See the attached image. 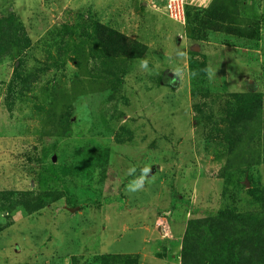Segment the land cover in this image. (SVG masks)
Instances as JSON below:
<instances>
[{"label":"rangeland","instance_id":"1","mask_svg":"<svg viewBox=\"0 0 264 264\" xmlns=\"http://www.w3.org/2000/svg\"><path fill=\"white\" fill-rule=\"evenodd\" d=\"M210 1H186L188 15L199 19L200 5ZM242 1L240 23L259 28L258 41L194 39L188 21L178 23L145 0H0V17H16L14 25L31 39L22 50L24 68L40 66L30 86L15 88L19 57L0 62V191L44 186L60 196L34 213L0 205V225L10 224L0 232V264H73L74 257L88 264L100 253L182 264L191 220L221 209L264 213L248 192L264 195V116L233 154L217 155L206 138L208 125L224 119H209L211 100L236 92L264 96V0ZM89 15L147 45L127 64L116 99L101 84L103 90H90L89 76L84 88L73 82L79 69L73 49ZM192 57L208 65L203 98L192 94ZM67 108L74 113L69 128L52 125ZM145 167L151 172L142 189L129 191ZM221 253L208 248L202 255Z\"/></svg>","mask_w":264,"mask_h":264},{"label":"trees","instance_id":"2","mask_svg":"<svg viewBox=\"0 0 264 264\" xmlns=\"http://www.w3.org/2000/svg\"><path fill=\"white\" fill-rule=\"evenodd\" d=\"M242 2V0H212L199 19L187 15L193 38L207 40L211 34H223L247 43L258 41L261 37L258 33L259 28L244 27L240 23L241 11L244 10ZM12 19L16 20V17H0V62L7 55L19 57L20 64L15 71L13 87L23 88L32 84V72H36L40 66L36 64L24 68L28 59L27 56H21L22 50L31 47V39L24 33L22 27L14 25ZM82 23L79 40L81 45L73 49L76 50L73 61L79 68L75 72L73 82L78 80L84 88L86 81L84 76H89L86 82L90 90L101 89L99 85L101 84L104 90L112 89L111 98L116 99L117 94L122 92L123 75L127 71V64L133 59L144 56L147 45L113 26L104 24L98 17L89 15ZM51 41L52 39L46 44H50ZM228 44L233 46L232 43ZM14 52L17 54L14 55ZM45 52L49 58L54 57L55 51L49 49ZM30 56L36 58L37 55L33 53ZM35 60L39 63V60ZM190 70L193 97L197 99L208 96V93H203L210 85L207 63L192 57ZM166 78L170 79L171 76ZM80 92L84 91L80 90ZM211 103L212 112L209 114V119L213 116L224 119L208 125L206 138L210 148L214 147L215 149L211 148L213 151L218 148L217 155H220V150L233 154L245 147L248 129L256 126L263 119L264 96L250 92H236L225 96L224 99L220 98L219 101L211 100ZM73 118V111L67 108L57 117L56 123L54 120L51 122L52 125L57 124L59 128L68 129ZM248 192L264 207V195L258 196L257 189L254 188L248 189ZM59 198L56 193H49L48 188L44 186L31 190L0 191V205L3 210L10 213L21 209L26 213L39 212ZM9 225L3 227L0 225V232ZM187 233L185 246L181 251L182 264H264V213L221 209L205 219L191 220ZM204 235L207 237V243L199 241V237ZM188 238L191 240L189 241ZM208 248L222 253L218 258L212 257L209 260V254L208 257L202 255ZM139 260V256L132 254L100 253L88 264H139ZM73 264H79L75 257Z\"/></svg>","mask_w":264,"mask_h":264},{"label":"built area","instance_id":"3","mask_svg":"<svg viewBox=\"0 0 264 264\" xmlns=\"http://www.w3.org/2000/svg\"><path fill=\"white\" fill-rule=\"evenodd\" d=\"M186 1L188 0H166L163 4H158L157 0L151 3V7L157 6V8L163 7L168 16L178 22V23H186L187 15L189 10H186ZM156 2V3H155ZM169 229V223L164 219V225L162 227V232L166 233Z\"/></svg>","mask_w":264,"mask_h":264},{"label":"clouds","instance_id":"4","mask_svg":"<svg viewBox=\"0 0 264 264\" xmlns=\"http://www.w3.org/2000/svg\"><path fill=\"white\" fill-rule=\"evenodd\" d=\"M146 3L150 2L149 0H145ZM147 64H148V61L147 60H144L141 62V67L142 68H147ZM174 83V81H173ZM131 171H135V169H131ZM151 172V168L150 167H145L142 169V175L141 177L137 180V181H134L133 183H131L128 188H129V191H138L140 189H142L143 187V183L145 181V179L148 177L149 173Z\"/></svg>","mask_w":264,"mask_h":264},{"label":"crops","instance_id":"5","mask_svg":"<svg viewBox=\"0 0 264 264\" xmlns=\"http://www.w3.org/2000/svg\"><path fill=\"white\" fill-rule=\"evenodd\" d=\"M203 1H206V0H196V2H199V3H202ZM211 1H212V0H211ZM211 1H210V2H211ZM208 4H209V3H207V5H206V4H205V5H204V4L200 5L201 8H202V9H201L202 15H203L204 9L208 7ZM206 6H207V7H206ZM191 12H192V11H191Z\"/></svg>","mask_w":264,"mask_h":264},{"label":"water","instance_id":"6","mask_svg":"<svg viewBox=\"0 0 264 264\" xmlns=\"http://www.w3.org/2000/svg\"><path fill=\"white\" fill-rule=\"evenodd\" d=\"M195 49H197L198 50V47L197 48H195ZM247 184L249 185V183L247 182Z\"/></svg>","mask_w":264,"mask_h":264}]
</instances>
